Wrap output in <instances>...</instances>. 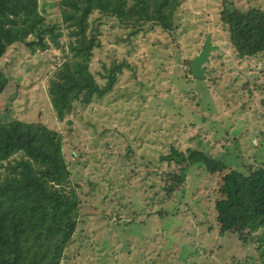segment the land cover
<instances>
[{
    "label": "rangeland",
    "instance_id": "rangeland-1",
    "mask_svg": "<svg viewBox=\"0 0 264 264\" xmlns=\"http://www.w3.org/2000/svg\"><path fill=\"white\" fill-rule=\"evenodd\" d=\"M59 1L39 0L46 48L26 46L38 41L30 36L0 59L9 79L0 95V122L42 123L63 135L82 209L62 264H264L253 244L219 233L221 174L193 166L185 183L169 192L178 167L159 160L175 148L205 150L227 162L239 154L253 168L263 164L264 54L239 59L220 13L224 3L264 10V0H184L174 31L157 27L132 38L114 20L96 22L102 45L92 71L99 84L114 62L130 67L112 92L89 106L76 104L63 122L48 93L66 55ZM208 36L216 50L205 78L196 79L186 62L200 54Z\"/></svg>",
    "mask_w": 264,
    "mask_h": 264
},
{
    "label": "trees",
    "instance_id": "trees-1",
    "mask_svg": "<svg viewBox=\"0 0 264 264\" xmlns=\"http://www.w3.org/2000/svg\"><path fill=\"white\" fill-rule=\"evenodd\" d=\"M183 1L60 0L66 55L48 89L56 118L63 122L76 104L86 107L102 99L130 67L127 61L114 62L102 75L105 84H99L92 71L94 51L102 45L96 22L114 20L129 28L130 38L157 27L171 32ZM220 19L239 59L264 54V10L240 11L224 3ZM46 30L39 0H0V59L13 44L25 43L30 36L41 37ZM186 64L193 73L192 60ZM8 83L0 72V95ZM222 156L171 148L159 159L178 167L166 190L175 192L183 185L193 166H202L212 175L221 174L215 202L219 233L236 234L243 246L253 244L264 261V162L253 168L243 165L239 154L232 162ZM81 209L62 133L42 123L0 122V264H62L77 232Z\"/></svg>",
    "mask_w": 264,
    "mask_h": 264
},
{
    "label": "water",
    "instance_id": "water-1",
    "mask_svg": "<svg viewBox=\"0 0 264 264\" xmlns=\"http://www.w3.org/2000/svg\"><path fill=\"white\" fill-rule=\"evenodd\" d=\"M211 41H212L211 37L208 36L203 45L202 51L192 61L191 66H192L194 78L196 79L205 78V73L207 71L206 64L210 61V56H211L212 51L216 50V48L211 45ZM39 44H41L40 35L38 36V41L27 42L26 46L32 47V46H36Z\"/></svg>",
    "mask_w": 264,
    "mask_h": 264
}]
</instances>
